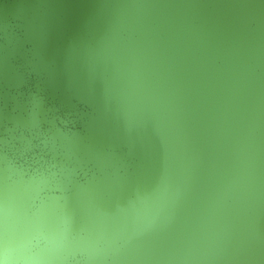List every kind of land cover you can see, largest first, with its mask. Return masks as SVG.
Listing matches in <instances>:
<instances>
[{"label": "water", "instance_id": "water-1", "mask_svg": "<svg viewBox=\"0 0 264 264\" xmlns=\"http://www.w3.org/2000/svg\"><path fill=\"white\" fill-rule=\"evenodd\" d=\"M0 264H264V0H0Z\"/></svg>", "mask_w": 264, "mask_h": 264}]
</instances>
